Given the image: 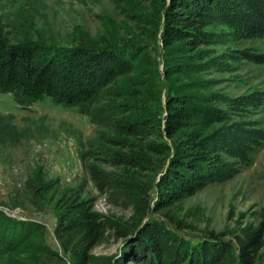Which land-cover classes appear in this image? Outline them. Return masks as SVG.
<instances>
[{"label":"rangeland","instance_id":"obj_1","mask_svg":"<svg viewBox=\"0 0 264 264\" xmlns=\"http://www.w3.org/2000/svg\"><path fill=\"white\" fill-rule=\"evenodd\" d=\"M160 3L0 0L3 30L37 31L64 40L84 33L123 46L126 58L90 104L93 122L75 106L49 97L23 108L0 91V234L7 237L0 264H69L54 233V199L60 188L81 183L95 210L129 216V207L104 202L84 164L95 161L106 167L100 156L108 143L98 133L111 132L104 114L147 116L162 123L165 102L172 96L180 98L188 118L170 137H160L169 146L168 154L150 153L153 165L140 174L153 183L191 130L212 136L221 161L192 194L169 206L150 208L147 217L161 220L190 244L212 230L230 239L234 249L240 227L257 225L263 218L264 63L246 55L264 53V36L246 37L238 23L229 21L242 16L239 0H218L222 10H209L203 43L194 49L182 41L162 44L155 24ZM136 13L144 18L138 27L132 20ZM147 194L152 206L153 186ZM120 244L119 240L95 244L87 264H110ZM263 263L264 240L254 261ZM123 264L134 263L126 259Z\"/></svg>","mask_w":264,"mask_h":264},{"label":"trees","instance_id":"obj_2","mask_svg":"<svg viewBox=\"0 0 264 264\" xmlns=\"http://www.w3.org/2000/svg\"><path fill=\"white\" fill-rule=\"evenodd\" d=\"M239 1L244 6L242 16L229 21L238 23L246 37H263L264 0ZM159 8L155 24L161 43L182 41L189 49L205 41L209 10H222L218 0H162ZM143 19L138 13L132 15L135 27ZM20 31L10 33L0 26V91L8 92L23 108L46 96L55 103L75 106L91 122L96 120L90 104L125 63L123 46L84 33L71 34L64 40L37 31ZM246 56L264 63V53ZM187 118L176 96L166 100L162 123L147 116L104 114L111 132L98 133L108 143L100 156L106 167L88 161L84 169L106 204L129 207L131 213L122 218L95 210L92 197L84 193L81 183L57 190L54 233L69 264H87L89 250L95 244L116 240L122 244L110 264H123L126 259L134 264H254L255 251L264 240V216L257 225L240 227L234 237L235 249L230 239L212 230L190 244L161 220L147 217L150 208L166 207L192 194L208 181L211 170L221 161L212 136L191 130L153 183L140 174L153 165L150 153L168 154L169 146L160 137H170ZM151 186L155 191L152 206L147 198ZM6 242L7 237L0 234V250Z\"/></svg>","mask_w":264,"mask_h":264}]
</instances>
